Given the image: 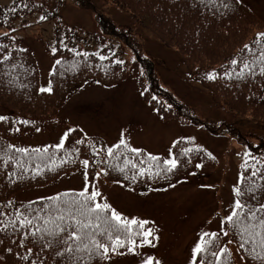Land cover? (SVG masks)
<instances>
[{
	"label": "trees",
	"instance_id": "16d2710c",
	"mask_svg": "<svg viewBox=\"0 0 264 264\" xmlns=\"http://www.w3.org/2000/svg\"><path fill=\"white\" fill-rule=\"evenodd\" d=\"M73 1L81 9L93 14L96 30L87 29L79 22H68L63 19L61 9L66 0H14L10 7L0 9V26L9 30L8 37L0 36V45L7 46L6 49L0 48V107L8 112L4 115L7 119L0 121V214H3L0 215V221L14 219V210L17 208H36L49 204L48 197L20 201L17 195L28 187L47 184L59 175L71 171L83 157L88 158L91 155L88 147L89 141L102 149L101 157L105 156L101 140L98 137L87 136L79 128H73L75 131L72 132L68 131L63 149L47 146L49 148L47 156L40 159H36V154L32 150L46 147L17 146L8 137L11 131L15 135L23 134L26 129L40 125V121L43 120L42 116L60 109L71 93L89 80L108 86L124 82L130 76L138 74L141 98L163 119L174 118L201 126L213 134L230 135L239 144L245 146L253 157L264 160V135L257 136L255 143L250 138L252 134L245 133L236 125L203 119L194 107L161 84L157 62L145 53L144 46L134 35L132 26L125 28L117 23L102 10L99 0ZM104 1L119 11L129 14L134 24L143 30H150L165 45L176 50L187 66V76L205 84L227 112L264 124V76L259 74V62H256L255 76L247 70L243 78L237 75L246 59L251 61L254 56L259 55L260 47L253 41L256 33L264 31V18L248 5L241 1L236 3L235 0H227L232 3V8L224 9L221 6L222 0ZM25 3L28 5L27 8L23 7ZM13 7L16 8L15 13L11 11ZM33 14L47 17L37 22L58 20L54 43L57 52L52 53L54 64L49 75L53 89L51 92L39 91L40 71L35 53L24 38L15 35L21 27L17 25V22L21 20L23 23L27 16ZM12 29L16 31L12 32ZM13 36L15 39H12ZM94 43L99 45V52L81 49L83 46ZM244 44H249L253 50L249 52L244 49ZM19 49L26 51H19ZM70 49L89 55L87 57L76 55L75 52L69 51ZM113 49H116L114 54L124 61L123 64L117 65L114 62L116 59L115 55H112ZM8 53L12 54L11 59L4 61L3 58ZM97 54L107 56L108 59L100 60ZM57 59L61 60V64L55 63ZM232 59L240 63L236 66L230 65ZM214 69L219 73L218 78L216 80L207 79L206 73ZM232 69L235 71L230 79L224 76L225 70L231 71ZM40 97L43 99L38 101ZM153 97H156V100H153ZM22 120H27L29 123L22 124L20 123ZM77 140H84L85 143L76 145ZM179 143L183 148L191 141L181 140ZM9 145L14 147L8 148ZM75 147L80 148L79 157L73 156L70 162L60 165L59 160L67 157ZM16 148H26L29 153H17ZM192 149L199 154L196 161H202L203 157H207L209 159L207 160L208 168L215 167L217 163L215 157H210L204 148L192 147ZM4 150L7 151L8 156L12 157L11 160L5 156ZM119 154L121 156L119 161H109L113 165L110 169L107 164L102 165L108 172V175L103 176L107 179L108 177L113 178L111 171L118 172L123 179L117 181L109 178L108 180L114 183L123 181L127 188L133 190L147 185L164 187L173 184L179 180L180 173L191 170L189 168L194 164L189 160H180L181 163L177 169L169 173L167 177L157 176L156 179H152L142 176L133 181L131 176L134 173L132 174L131 171L134 172L136 169H133L131 165L124 172L119 171V167H123L124 158L133 160L137 167L141 166V162L143 166H146L147 162L150 164L154 162L150 161L143 152L136 154L121 148ZM53 155L58 166L50 170L51 160L48 157ZM6 160H8L7 163H5ZM17 160L28 167L29 171H23L17 164ZM37 164L42 169L39 175H35L33 171ZM46 164L49 167H45ZM89 166L91 173L99 170L94 162H90ZM204 167L205 165H203V170H205ZM241 173H244L245 182L243 184L240 182L238 187L246 190L254 181L257 189L255 199H249L246 196L245 200L251 204L257 201L264 202V180L259 176L248 179L250 171L242 167ZM125 176L129 178L125 179ZM9 201L12 203L9 204ZM20 235L18 226L17 229H13L10 225L6 232L0 231V241H2L0 259L6 264H30L29 261L20 259V256L26 254V248L19 247L18 244ZM238 239L237 237L236 240ZM27 247H32L31 243H28ZM8 248H11L12 252H8ZM127 250V247L118 248L116 252L110 253L109 259L103 261V264H112L116 256L119 255L116 259L122 257ZM35 251L34 249V253ZM38 258L43 259L45 264H54V254L50 255L48 251L40 253L39 257L33 254L31 260Z\"/></svg>",
	"mask_w": 264,
	"mask_h": 264
},
{
	"label": "rangeland",
	"instance_id": "374dc122",
	"mask_svg": "<svg viewBox=\"0 0 264 264\" xmlns=\"http://www.w3.org/2000/svg\"><path fill=\"white\" fill-rule=\"evenodd\" d=\"M264 18V0H240ZM14 0H0V9L12 5ZM102 10L125 28L132 26L136 38L143 44L145 53L155 60L161 84L171 89L190 106L194 107L203 119L236 125L245 133L252 134L251 140L264 135V124L243 116L227 112L216 100L211 90L200 81L187 76V66L181 55L165 45L150 30H143L133 23L127 13L112 7L104 0L98 1ZM63 19L83 24L87 29L96 30L94 16L81 9L73 0H66L61 9ZM40 14L27 16L15 33L24 38L35 53L39 66V87L50 82V72L54 64L52 48L55 43V30L58 20L37 22ZM9 30L0 26V36ZM99 45L83 46L81 49L99 52ZM113 49L112 55L114 54ZM118 59V55L114 56ZM138 73V72H137ZM139 75H132L126 81L105 86L89 80L71 93L60 109L42 116L40 125L26 129L23 134L9 132V140L23 147L55 146L68 133L69 129L79 128L89 137H98L104 145L116 144L123 138L131 147L141 149L148 157L158 156L162 160L176 155L180 160L194 164L186 173H180L179 180L161 187L147 185L138 190L127 188L125 183H114L101 175L95 178L90 166L87 178L90 184L97 185L107 202L125 218L149 221L147 227L153 229L152 245L140 246L137 237L136 251L123 254L112 264H143L149 257H155L161 264H190L192 249L202 231H218L220 220L227 215L236 199L234 188L240 183L241 164L244 152L248 149L227 134H213L201 126L165 118L141 98L138 84ZM43 97L38 98L42 100ZM8 113L0 107V115ZM185 147L204 148L215 157V167L207 166V157L196 161L199 154L192 151L188 156L181 155L179 141H190ZM178 142V143H177ZM124 149V148H122ZM202 156V155H201ZM210 156V157H211ZM87 158L83 157L82 159ZM148 159V158H146ZM205 165V170L195 167ZM150 163L147 162V166ZM207 166V167H206ZM139 168V167H137ZM110 169V168H109ZM84 168L78 163L71 171L54 178L51 182L22 190L17 198L30 201L50 197L61 192L79 191L85 184ZM137 169L131 173L135 174ZM155 171V168H153ZM174 172V171H173ZM172 172V173H173ZM114 180L123 179L118 172L111 171ZM170 175V174H168ZM156 179L155 175H144ZM142 176L137 175V178ZM122 183V184H121ZM174 185V186H171ZM211 221V223H209ZM231 238L221 237L222 241ZM231 264H251L242 251H237V243L231 244ZM209 258V257H203ZM0 264H6L0 259Z\"/></svg>",
	"mask_w": 264,
	"mask_h": 264
},
{
	"label": "snow or ice",
	"instance_id": "6c2138e0",
	"mask_svg": "<svg viewBox=\"0 0 264 264\" xmlns=\"http://www.w3.org/2000/svg\"><path fill=\"white\" fill-rule=\"evenodd\" d=\"M235 2L239 3L240 0H235ZM221 6L224 9H231L232 3L222 0ZM23 7L27 8L28 5L25 3ZM11 11L15 13L16 8L13 7ZM46 18L44 15L39 17L41 21ZM11 31L15 32L16 29ZM3 35L8 37L9 33H4ZM12 39H15V37L13 36ZM253 43L259 45V55L254 56L251 61L246 59L243 62L241 70L237 73L241 78L244 77L245 70L252 76L256 75L257 61L259 62V74L264 76V31L256 33ZM6 47V45H0V48L6 49ZM243 48L249 52L253 50L249 44H244ZM19 51L26 50L19 49ZM69 51L84 57L89 55L88 53H80L75 49H70ZM52 52L56 53L57 48L53 47ZM11 55V53H8L3 60L9 61ZM99 58L100 60L108 59L104 55H99ZM114 62L117 65L124 63L120 59H116ZM55 63L59 65L61 60L57 59ZM239 63L236 59L230 61V65L233 66ZM233 71L235 69L231 71L225 70L224 76L230 79ZM218 75L219 73L214 69L206 73V78L216 80ZM52 90L51 82L46 87L42 86L39 88L40 92H51ZM152 99L156 100V97ZM169 107L171 106L169 105ZM6 119L7 117L0 116V121ZM20 123L27 124L29 121L22 120ZM72 131H75V129H69V132ZM67 137L68 133H65L64 137L54 147L63 149ZM189 140H194V138H189ZM84 143V140L76 141V145ZM7 147L13 148L14 146L9 145ZM88 147L91 150V155L79 161L85 170V184L79 191L58 193L55 196L48 197L49 204L40 207L17 208L14 210V219L0 221V231L3 232H6L10 225L13 229H17L18 226V230L21 233L18 238L19 247L26 248V254L20 256L22 261H29L30 264H45L43 259L31 260V257L33 254L39 257L40 253L48 251L50 255L54 254V264H103V261L109 259L110 253L116 252L118 248L127 247L129 252L134 253L137 247L136 237L141 238V247L144 245L153 246L150 237L158 239V237L154 236L153 229L147 227L149 221L125 218L121 212L107 202L99 187L90 184L87 178L90 162L96 163L99 168V171L94 173L95 178H99L101 175H108L107 170L102 165L107 164L111 168L113 165L109 161H119L121 159L119 154L121 148L136 154H140L142 150L131 147L123 138V134L118 143L106 148L104 157L100 155L102 149L91 141H89ZM15 151L21 154L29 153L26 148H16ZM48 151V147L32 150L36 154V159L47 156ZM192 151V148L183 147L181 155L188 156ZM4 154L8 157V160L12 159L11 156H8L6 150H4ZM79 155L80 148L75 147L73 152L69 153L67 157L59 160V164L63 165L66 162H70L71 157H79ZM208 155L211 156V153ZM48 159L51 160L50 170H54L58 166L55 156L48 157ZM149 160L154 162V164L145 167L143 162H141V166L137 169V165L133 160L124 158L123 167H119V171L124 172L129 165L133 169H137L136 173L131 176L133 181L136 180L137 175L144 176L147 174L167 177L181 163L176 155L163 160L158 156L150 155ZM17 164L23 171H29V168L21 164L19 160H17ZM45 167H49V165L46 164ZM195 167L201 168L203 165L198 163ZM241 167L246 171H250L248 179L251 180L259 176L264 180V160H258L250 152H244ZM153 168H155V171H153ZM33 171L35 175H39L42 169L37 164ZM128 178V176H125V179ZM240 182L241 184L245 182L244 173L240 175ZM256 191L254 181L246 190L239 187L234 188L237 198L234 199L229 213L221 218L218 231L206 230L199 234L198 240L192 249L190 264H231L232 249L230 246L237 237L239 238L236 240L237 251H242L245 254L241 259H248L251 264H264V202L257 201V203L251 204L245 200L246 196L249 199H255ZM8 203L11 204L12 202L9 201ZM221 237L232 238L222 241ZM28 243H31L32 247H27ZM34 249L36 250L35 253ZM7 251L12 252V249L8 248ZM143 264H161V262L155 257L149 256L143 261Z\"/></svg>",
	"mask_w": 264,
	"mask_h": 264
}]
</instances>
